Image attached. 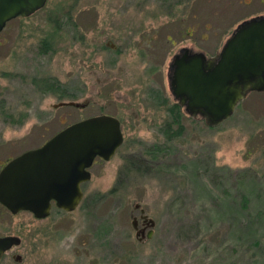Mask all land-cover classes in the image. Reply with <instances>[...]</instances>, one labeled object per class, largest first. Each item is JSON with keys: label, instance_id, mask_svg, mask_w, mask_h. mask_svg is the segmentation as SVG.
<instances>
[{"label": "rangeland", "instance_id": "rangeland-1", "mask_svg": "<svg viewBox=\"0 0 264 264\" xmlns=\"http://www.w3.org/2000/svg\"><path fill=\"white\" fill-rule=\"evenodd\" d=\"M257 16L264 0H45L8 22L0 167L93 116L117 119L123 142L89 168L73 211L52 206L35 220L0 208V236L20 240L0 264H264V92L248 93L211 128L181 108V134L161 133L176 103L172 58L181 49L215 58L237 24ZM50 34L52 51L41 54ZM43 80L73 97L44 93ZM68 102L75 106H58Z\"/></svg>", "mask_w": 264, "mask_h": 264}, {"label": "water", "instance_id": "water-1", "mask_svg": "<svg viewBox=\"0 0 264 264\" xmlns=\"http://www.w3.org/2000/svg\"><path fill=\"white\" fill-rule=\"evenodd\" d=\"M45 0H0V33L16 18H28ZM169 93L184 113L216 127L232 115L248 93L264 92V16L241 21L215 58L181 49L169 64ZM75 106L72 102L58 106ZM123 142L119 121L108 115L89 117L65 126L41 146L23 152L0 169V205L10 214L48 217L52 206L73 211L82 199L81 185L97 158L109 161ZM143 224L152 227L151 220ZM131 227L135 237L142 238ZM148 231L145 239H149ZM19 245L17 237L0 238V257Z\"/></svg>", "mask_w": 264, "mask_h": 264}, {"label": "trees", "instance_id": "trees-1", "mask_svg": "<svg viewBox=\"0 0 264 264\" xmlns=\"http://www.w3.org/2000/svg\"><path fill=\"white\" fill-rule=\"evenodd\" d=\"M162 2H167L169 0H159ZM57 25L53 28V30H57ZM74 30V28H73ZM54 32V31H53ZM72 32V30H71ZM53 34H50L49 36L45 37L41 40L39 51L41 54H46L48 51H52L51 49V38ZM35 82V81H34ZM42 83V88L44 90V93H50L55 95L58 99L67 98L71 99L73 96L69 92V89L62 87L55 81H49V80H43L40 81ZM154 98V97H153ZM155 105L157 106H165L166 100L160 98L159 96H156L154 99H151ZM169 120L166 122L162 128V135L166 141H170L172 139L177 138L182 131L181 127V107L177 105V103H173L171 106L167 109Z\"/></svg>", "mask_w": 264, "mask_h": 264}, {"label": "flooded vegetation", "instance_id": "flooded-vegetation-1", "mask_svg": "<svg viewBox=\"0 0 264 264\" xmlns=\"http://www.w3.org/2000/svg\"><path fill=\"white\" fill-rule=\"evenodd\" d=\"M119 126H120V123H119ZM121 131V130H120ZM96 160H100V159H95L94 161H93V163L96 161ZM93 163H92V165H93ZM91 165V166H92ZM2 167H0V169H1ZM0 208L1 209H3L6 213H8L1 205H0ZM21 213V212H20ZM9 215H11V216H14V215H12V214H10V213H8ZM16 215V214H15ZM141 232H142V236H143V234H144V232L141 230ZM11 235H4V236H0V238H3V237H10ZM13 237H15V236H13ZM140 237V236H139ZM19 245H20V240H19ZM18 245V246H19ZM18 246H16V247H12V248H10V249H8L7 251H5L3 254H2V256L0 257V263H1V261H2V259L4 258V256L7 254V253H10L12 250H14L15 248H17ZM14 260H16V261H18L19 260V257H15L14 258Z\"/></svg>", "mask_w": 264, "mask_h": 264}]
</instances>
